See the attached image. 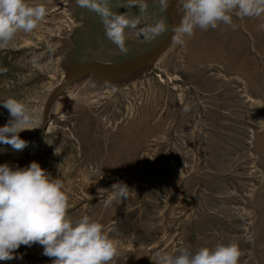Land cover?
Masks as SVG:
<instances>
[{
  "label": "rangeland",
  "instance_id": "374dc122",
  "mask_svg": "<svg viewBox=\"0 0 264 264\" xmlns=\"http://www.w3.org/2000/svg\"><path fill=\"white\" fill-rule=\"evenodd\" d=\"M181 6L184 0H178ZM45 18L0 48V100H23L36 122L17 149L0 142V164L36 161L69 189L68 214L99 219L119 241L110 264H155L157 252L236 242L239 264H264V11L230 13L231 23L180 33L167 52L131 76L69 82L34 141L47 98L75 62L108 66L151 50L171 16L159 2L108 0L139 21L125 51L105 35L101 17L77 0H39ZM157 19L159 35L141 34ZM0 107V126L8 120ZM124 182L128 199L106 204ZM0 264H52L39 244Z\"/></svg>",
  "mask_w": 264,
  "mask_h": 264
},
{
  "label": "clouds",
  "instance_id": "9594fccd",
  "mask_svg": "<svg viewBox=\"0 0 264 264\" xmlns=\"http://www.w3.org/2000/svg\"><path fill=\"white\" fill-rule=\"evenodd\" d=\"M80 7L97 13L105 26V35L121 51H125V30L135 29L139 21L127 13L113 12L108 0H77ZM166 7L169 0H159ZM141 8L143 4L141 3ZM184 16L176 28L191 36L199 28H216L218 22L231 23L230 13L259 15L264 0H184ZM47 14L39 0H0V48L7 47L20 31L32 32ZM165 23L157 19L141 34L154 37L165 31ZM8 112L7 122L0 126V142L20 149L26 141L20 133L33 129L36 116L30 107L14 97L0 100ZM105 201L128 199L131 191L124 182L111 186ZM69 189L63 179L53 177L36 161L25 167L0 164V261L22 259L16 250L21 245L39 244L42 255L53 258L52 264H110L119 253V241L97 218L84 214L72 218L68 214ZM155 264H239L238 243H217L198 249L180 247L175 252H157Z\"/></svg>",
  "mask_w": 264,
  "mask_h": 264
},
{
  "label": "water",
  "instance_id": "95a60500",
  "mask_svg": "<svg viewBox=\"0 0 264 264\" xmlns=\"http://www.w3.org/2000/svg\"><path fill=\"white\" fill-rule=\"evenodd\" d=\"M121 1V0H119ZM133 4H146L151 2H159V0H123ZM166 9L169 10L171 16L170 28L162 41L153 47L151 50L138 53L133 57L126 58L121 63L108 64V66L95 67L93 64L86 62H75L67 65L64 68V75L57 88L50 94L46 100L43 109V120L37 131V134L28 137L29 141H34L41 137L48 126V115L54 101L65 92L66 86L72 80L80 76H90L93 80L100 83H115L131 76L138 69L143 68L149 63L155 62L163 56L169 47L173 44L175 39L179 36L176 28L180 24L184 13L182 11L181 3L178 0H169ZM94 66V67H93Z\"/></svg>",
  "mask_w": 264,
  "mask_h": 264
},
{
  "label": "bare ground",
  "instance_id": "6f19581e",
  "mask_svg": "<svg viewBox=\"0 0 264 264\" xmlns=\"http://www.w3.org/2000/svg\"><path fill=\"white\" fill-rule=\"evenodd\" d=\"M94 66H95V67H98V66H100V65H94ZM94 66H93V67H94Z\"/></svg>",
  "mask_w": 264,
  "mask_h": 264
}]
</instances>
